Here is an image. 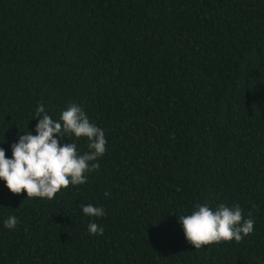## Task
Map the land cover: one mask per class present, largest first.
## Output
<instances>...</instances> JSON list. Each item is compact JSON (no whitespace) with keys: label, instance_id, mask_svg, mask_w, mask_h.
Listing matches in <instances>:
<instances>
[{"label":"trees","instance_id":"obj_1","mask_svg":"<svg viewBox=\"0 0 264 264\" xmlns=\"http://www.w3.org/2000/svg\"><path fill=\"white\" fill-rule=\"evenodd\" d=\"M71 103L105 133L99 170L51 200L0 180V264H264V0H0L6 156ZM204 203L253 233L195 249L178 218Z\"/></svg>","mask_w":264,"mask_h":264},{"label":"clouds","instance_id":"obj_2","mask_svg":"<svg viewBox=\"0 0 264 264\" xmlns=\"http://www.w3.org/2000/svg\"><path fill=\"white\" fill-rule=\"evenodd\" d=\"M33 116L39 117L36 134L28 131L20 135L11 145V158L0 147V180L13 194L26 192L30 199L51 200L62 188L82 185L86 183V173L99 170L98 159L107 151V140L104 131L91 123L82 107L75 103L60 113L59 120H54L43 104L37 107ZM72 135L78 139L86 138L88 151L81 154L74 142H62L64 137ZM82 211L89 217L106 215L103 207L92 204L82 206ZM178 220L186 240L195 249L213 243L240 242L254 231L251 213L245 218L238 204L230 207L221 203L215 209L207 203L197 204L191 214L181 215ZM18 223L16 216H9L4 226L14 229ZM88 232L98 236L103 235L104 229L96 222H90Z\"/></svg>","mask_w":264,"mask_h":264}]
</instances>
